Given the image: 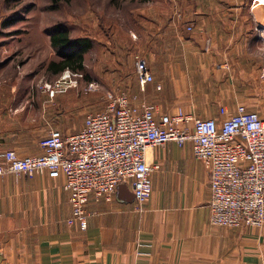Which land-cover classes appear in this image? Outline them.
Returning <instances> with one entry per match:
<instances>
[{
  "label": "crops",
  "instance_id": "obj_1",
  "mask_svg": "<svg viewBox=\"0 0 264 264\" xmlns=\"http://www.w3.org/2000/svg\"><path fill=\"white\" fill-rule=\"evenodd\" d=\"M177 2L184 11L175 58H165L171 22L164 26L159 13L144 24L159 26L146 34L156 48L149 65L155 80L127 92L133 102L168 113L180 106L203 118H220L222 106L234 111L243 103L264 117V0ZM18 63L0 60V162L8 149L40 154L51 129L70 133L84 123L66 126L63 94L35 89ZM149 155L158 164L149 200L139 209L125 184L112 202L91 196L85 230L68 223L63 176L1 174L0 264H264V226L211 223L209 171L190 141L183 147L169 141ZM188 156L195 161L193 174L186 170Z\"/></svg>",
  "mask_w": 264,
  "mask_h": 264
},
{
  "label": "built area",
  "instance_id": "obj_2",
  "mask_svg": "<svg viewBox=\"0 0 264 264\" xmlns=\"http://www.w3.org/2000/svg\"><path fill=\"white\" fill-rule=\"evenodd\" d=\"M136 71L145 90L154 74L144 57L137 56ZM74 84L64 76L46 89L55 94ZM106 99L102 110L85 115L78 131L51 129L41 140L42 153L3 152L0 175L46 171L53 178L63 176L71 205L68 223L85 230L91 196L112 202L118 186L125 184L141 209L152 196L151 175L158 167L149 151L169 141L180 147L190 141L194 156L209 171L211 223L264 226V117L257 111L239 103L234 111L222 106L220 118H203L180 106L168 113L147 101L134 103L123 91H109Z\"/></svg>",
  "mask_w": 264,
  "mask_h": 264
},
{
  "label": "rangeland",
  "instance_id": "obj_3",
  "mask_svg": "<svg viewBox=\"0 0 264 264\" xmlns=\"http://www.w3.org/2000/svg\"><path fill=\"white\" fill-rule=\"evenodd\" d=\"M183 6L177 0H0V60L19 62L23 77L35 80V89H46L64 76L73 78L74 85L56 94L65 97V125H75L88 112L105 107L107 92L132 94L140 88L136 58L144 57L149 65L155 60V44L146 34L151 36L159 28L144 24L154 22L159 13L164 26L171 22L165 58L176 57ZM61 28H68L73 38L93 39L79 71L49 69L51 61L62 58L51 44V33ZM186 165L193 174L191 156Z\"/></svg>",
  "mask_w": 264,
  "mask_h": 264
},
{
  "label": "trees",
  "instance_id": "obj_4",
  "mask_svg": "<svg viewBox=\"0 0 264 264\" xmlns=\"http://www.w3.org/2000/svg\"><path fill=\"white\" fill-rule=\"evenodd\" d=\"M51 44L62 56L61 60L50 62L49 69L52 72L59 73L66 69L79 71L84 65V54L93 46V39L90 37L73 38L68 28H61L51 33Z\"/></svg>",
  "mask_w": 264,
  "mask_h": 264
},
{
  "label": "water",
  "instance_id": "obj_5",
  "mask_svg": "<svg viewBox=\"0 0 264 264\" xmlns=\"http://www.w3.org/2000/svg\"><path fill=\"white\" fill-rule=\"evenodd\" d=\"M122 188H124V185H122ZM131 196H132V197H134V194H133V193H131Z\"/></svg>",
  "mask_w": 264,
  "mask_h": 264
}]
</instances>
